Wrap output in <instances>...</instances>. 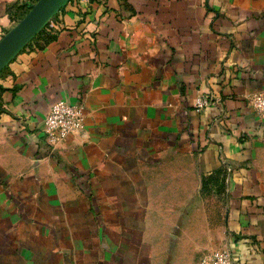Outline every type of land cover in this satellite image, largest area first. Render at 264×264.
<instances>
[{
  "label": "crops",
  "instance_id": "obj_1",
  "mask_svg": "<svg viewBox=\"0 0 264 264\" xmlns=\"http://www.w3.org/2000/svg\"><path fill=\"white\" fill-rule=\"evenodd\" d=\"M27 1L0 0V38ZM43 29L0 72V264L220 247L264 264V117L246 99L264 92V0H70ZM59 100L84 128L50 151Z\"/></svg>",
  "mask_w": 264,
  "mask_h": 264
},
{
  "label": "built area",
  "instance_id": "obj_2",
  "mask_svg": "<svg viewBox=\"0 0 264 264\" xmlns=\"http://www.w3.org/2000/svg\"><path fill=\"white\" fill-rule=\"evenodd\" d=\"M253 109L264 117V92H257L246 97ZM212 102L209 95H201L195 101L197 110L208 107ZM84 108L79 104H72L66 100H59L51 107L46 115L43 133L45 141L53 151L56 146L69 135L84 128ZM227 168V163L223 161ZM200 264H235L229 248H216L200 259Z\"/></svg>",
  "mask_w": 264,
  "mask_h": 264
},
{
  "label": "water",
  "instance_id": "obj_3",
  "mask_svg": "<svg viewBox=\"0 0 264 264\" xmlns=\"http://www.w3.org/2000/svg\"><path fill=\"white\" fill-rule=\"evenodd\" d=\"M70 0H37L0 38V72L26 47Z\"/></svg>",
  "mask_w": 264,
  "mask_h": 264
},
{
  "label": "trees",
  "instance_id": "obj_4",
  "mask_svg": "<svg viewBox=\"0 0 264 264\" xmlns=\"http://www.w3.org/2000/svg\"><path fill=\"white\" fill-rule=\"evenodd\" d=\"M37 0H28L27 2H23L21 5H19V10L16 14H14V20L18 21L20 20L31 8V6L36 2ZM44 30V29H43ZM39 34H37L32 40H34ZM31 40V41H32ZM30 41V42H31ZM29 42V43H30ZM225 167V166H224ZM224 169V168H223ZM223 172L220 170L219 174H222ZM224 174V173H223ZM225 175V174H224ZM211 177V176H210ZM223 184L225 181L222 182Z\"/></svg>",
  "mask_w": 264,
  "mask_h": 264
},
{
  "label": "rangeland",
  "instance_id": "obj_5",
  "mask_svg": "<svg viewBox=\"0 0 264 264\" xmlns=\"http://www.w3.org/2000/svg\"><path fill=\"white\" fill-rule=\"evenodd\" d=\"M19 21V20H18ZM17 21V22H18ZM225 175H222V174H218L217 176H215L214 178H216L215 180L216 181H218V182H223V181H225ZM209 179L211 180V179H213V177H209ZM221 189V187L219 188V190ZM218 192H220V191H218Z\"/></svg>",
  "mask_w": 264,
  "mask_h": 264
}]
</instances>
